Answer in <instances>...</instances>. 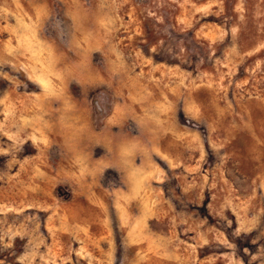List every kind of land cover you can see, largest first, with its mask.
I'll return each instance as SVG.
<instances>
[{
  "label": "rangeland",
  "instance_id": "rangeland-1",
  "mask_svg": "<svg viewBox=\"0 0 264 264\" xmlns=\"http://www.w3.org/2000/svg\"><path fill=\"white\" fill-rule=\"evenodd\" d=\"M0 264H264V0H0Z\"/></svg>",
  "mask_w": 264,
  "mask_h": 264
}]
</instances>
